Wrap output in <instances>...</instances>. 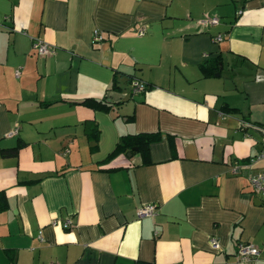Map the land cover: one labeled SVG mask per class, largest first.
<instances>
[{
  "label": "crops",
  "instance_id": "crops-1",
  "mask_svg": "<svg viewBox=\"0 0 264 264\" xmlns=\"http://www.w3.org/2000/svg\"><path fill=\"white\" fill-rule=\"evenodd\" d=\"M156 131L148 163L105 160ZM262 147L264 0H0V264H264ZM239 242L259 254L239 259Z\"/></svg>",
  "mask_w": 264,
  "mask_h": 264
},
{
  "label": "built area",
  "instance_id": "built-area-1",
  "mask_svg": "<svg viewBox=\"0 0 264 264\" xmlns=\"http://www.w3.org/2000/svg\"><path fill=\"white\" fill-rule=\"evenodd\" d=\"M217 22H218L217 17H209V18L207 17V18L200 20V23L202 24H214ZM139 34L143 35L144 31L141 29L139 31ZM92 39L93 41H101L103 39V36L98 30L95 29L93 31ZM221 39H222V35L220 34L214 37V41H218ZM32 47L39 55H49V54L54 53L55 51V47L53 45L41 39H34L32 41ZM15 74L17 75L18 71H16ZM131 85H132V92L134 93L143 92L146 89V85L138 80L132 81ZM16 131H17V128H14L9 133V135L16 133ZM66 151L67 150H65V152ZM256 158H264V147H262L261 151L258 153V155H256ZM249 182H250L252 190L260 194L262 197H264V170H261L255 175H252L249 179ZM155 213H156V206L152 203L143 204L136 211V215L139 218L144 217V216H152ZM57 222H58L57 220H53L51 224L56 225L58 224ZM70 225H71V220L69 218H66L61 222V226L64 228H67ZM38 237L40 240L43 239L41 236V231H39ZM210 242H211L212 247L214 248H217L219 246L215 238H211ZM236 254H237V257L242 260L252 259L259 254V248L250 242H239L237 245ZM49 264H56V263L51 262Z\"/></svg>",
  "mask_w": 264,
  "mask_h": 264
},
{
  "label": "trees",
  "instance_id": "trees-1",
  "mask_svg": "<svg viewBox=\"0 0 264 264\" xmlns=\"http://www.w3.org/2000/svg\"><path fill=\"white\" fill-rule=\"evenodd\" d=\"M200 66L202 70H204L206 73L211 74L217 70L218 60L204 61L201 63ZM78 103L84 104L91 108L106 109L109 106L108 103L96 99H83L81 101H78ZM84 131L88 137V140L92 143L91 149H95L96 141L99 135V130L94 120L88 119L84 122ZM159 137L160 134L158 131L123 134L119 137L114 149L108 154L105 160H108L111 157L120 153L127 154L130 152L132 155L138 153L141 157L142 163H148L150 161L149 160L150 144L158 140ZM20 146L21 143L17 144L12 148L3 149L1 153L3 155H14L17 153V150ZM6 207H7V203L5 197L0 194V210L5 209Z\"/></svg>",
  "mask_w": 264,
  "mask_h": 264
},
{
  "label": "water",
  "instance_id": "water-1",
  "mask_svg": "<svg viewBox=\"0 0 264 264\" xmlns=\"http://www.w3.org/2000/svg\"><path fill=\"white\" fill-rule=\"evenodd\" d=\"M217 74H218V73H216V75H217ZM135 149H136V148H135ZM127 155H128V156H130V155H131V153L129 152V153H127Z\"/></svg>",
  "mask_w": 264,
  "mask_h": 264
}]
</instances>
